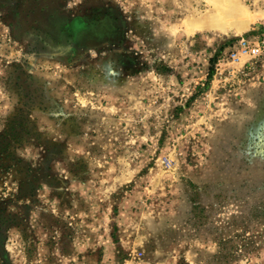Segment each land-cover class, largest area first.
Here are the masks:
<instances>
[{"label": "rangeland", "instance_id": "obj_1", "mask_svg": "<svg viewBox=\"0 0 264 264\" xmlns=\"http://www.w3.org/2000/svg\"><path fill=\"white\" fill-rule=\"evenodd\" d=\"M0 264H264V0H0Z\"/></svg>", "mask_w": 264, "mask_h": 264}, {"label": "built area", "instance_id": "obj_2", "mask_svg": "<svg viewBox=\"0 0 264 264\" xmlns=\"http://www.w3.org/2000/svg\"><path fill=\"white\" fill-rule=\"evenodd\" d=\"M237 46H238V48H240L239 50L241 52H244L253 58L256 56H259L261 54V47H260V43L258 41L257 42H251L246 38H241L238 41ZM225 59H226V57L224 56L222 61H224ZM227 59L233 63H237L240 60V56H239L238 52L233 49V50H231L229 58L227 57ZM231 68L235 69L233 66H231Z\"/></svg>", "mask_w": 264, "mask_h": 264}, {"label": "bare ground", "instance_id": "obj_3", "mask_svg": "<svg viewBox=\"0 0 264 264\" xmlns=\"http://www.w3.org/2000/svg\"><path fill=\"white\" fill-rule=\"evenodd\" d=\"M221 2V1H220ZM222 3V2H221ZM236 7V6H235ZM220 9V8H219ZM235 9V8H234ZM238 9V8H237ZM222 10V9H221ZM220 10V11H221ZM232 10H233V6H232V8H231V13H232ZM240 10V9H239ZM227 11V10H226ZM226 11L224 10L223 12H221V15H219L218 13L216 14V15H214V18H215V20H213V21H210L209 23H200V24H194V26H196V28H199V29H201V28H204V27H206V26H212L213 24H215V23H219L220 22V20L222 19L223 20V17H224V15H226L227 13H226ZM234 11V10H233ZM238 11V10H237ZM238 14H242V13H238ZM240 16V15H239ZM244 16V15H243ZM243 16L241 17V21L243 22V21H245V20H243ZM225 18V17H224ZM220 19V20H219ZM189 24V23H188ZM189 28V27H188ZM190 29H192V27L190 26Z\"/></svg>", "mask_w": 264, "mask_h": 264}]
</instances>
